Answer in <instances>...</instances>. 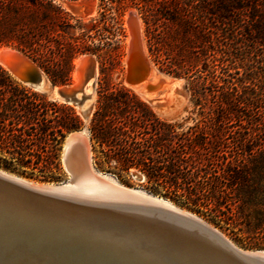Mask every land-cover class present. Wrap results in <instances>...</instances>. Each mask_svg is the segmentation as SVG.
Masks as SVG:
<instances>
[{"label":"trees","instance_id":"1","mask_svg":"<svg viewBox=\"0 0 264 264\" xmlns=\"http://www.w3.org/2000/svg\"><path fill=\"white\" fill-rule=\"evenodd\" d=\"M141 3L166 26L157 44L172 58L170 73L187 80L197 118L194 125L189 118L160 120L128 91L107 95L91 123L94 165L118 178L135 169L153 193L185 198L239 232L251 249L264 250V0ZM49 17L61 22L54 76L66 83L74 60L96 51L70 33L72 18L52 2L0 0V48L13 47L45 70ZM80 128L70 113L50 120L43 96L0 65L1 167L59 181L55 152Z\"/></svg>","mask_w":264,"mask_h":264},{"label":"bare ground","instance_id":"2","mask_svg":"<svg viewBox=\"0 0 264 264\" xmlns=\"http://www.w3.org/2000/svg\"><path fill=\"white\" fill-rule=\"evenodd\" d=\"M72 10L78 13V9ZM87 13V7L81 6L79 15ZM82 58L75 61V86L82 81ZM153 78L156 85L150 84ZM175 82L160 78L150 63L148 75L132 87L151 101L146 97L149 91ZM45 89L49 90L48 85ZM52 92L59 100L56 89ZM73 163L80 175L79 185L33 184L0 171L18 182L12 185L0 177V264H264V260L254 258V252L237 248L194 214L188 213L208 228L183 217L99 207L108 202L151 203L137 197L147 194L123 187L107 176L95 173L116 187L81 172L80 158L75 157Z\"/></svg>","mask_w":264,"mask_h":264},{"label":"rangeland","instance_id":"3","mask_svg":"<svg viewBox=\"0 0 264 264\" xmlns=\"http://www.w3.org/2000/svg\"><path fill=\"white\" fill-rule=\"evenodd\" d=\"M48 1L52 2L56 7H59L64 13L70 15L72 18L70 23L74 27V29L70 30V33L80 40L84 39V41L96 51L95 55H79L73 62V69L70 74H68L67 82L61 83L58 81L54 76V72L57 65L61 62V52L58 45V40L61 35L59 28L61 22L58 20L53 21L49 17L46 20L45 70H42L49 90H35L22 83L8 72L12 79L18 84L43 96V110L50 120L62 121L65 120L66 113L73 114L81 124V128L74 131H84L90 139L92 119L94 113L102 106L104 97L110 94L117 95L128 91L136 96L138 100L148 105L155 116L160 120H177L182 122L189 118L187 120V125H194V119L197 118V114L194 113V111L198 112V110H195L191 100V95L187 88V80L170 73V71H172V58L164 53L161 45L157 44V40L161 37L163 29L166 26H164L162 19L160 20L153 15L155 12H150L147 16L143 11L141 0H72L71 4L70 2H65L66 0ZM67 4H69V6H67ZM79 4L87 7V15H79L81 9ZM72 8L78 9V13L72 10ZM132 9L137 11L141 20L144 53L151 63V67L155 74L167 80L170 78H177L175 83L171 85L164 84L162 88L158 89L156 92L149 91L146 97L150 98L151 101L146 100L132 87L133 85H129L126 82L129 34L127 13ZM86 36L89 37V39H87ZM84 56H91L96 61L94 77L85 90V93L89 95V97L84 102L83 109L90 107L91 110L87 121H85L83 115H81L79 107L65 103L61 99L58 100L52 92L53 88L57 89L61 86L73 88L75 86L73 77L76 69L75 61ZM156 83L157 81H155V78L150 81L151 85H156ZM81 95L82 94L79 93L77 96L80 98ZM67 135L68 133L66 136ZM63 146L64 141L60 146V150L55 152L58 154L57 163L60 167V170L56 171L55 175L59 177V181H47L43 174L31 170L23 174L22 169L10 171L0 165V171L33 184H71L73 181L72 169L68 168L63 160ZM92 163L95 173L107 176L123 187L163 199L187 213L196 215L217 230L221 235L229 239L237 248L248 252H264V250L251 249L249 243L244 240L239 232L229 227L224 222L219 221V218L215 217L214 213L207 212L204 208L197 210L185 205V198H175L172 195L166 197L162 190L158 193H153L151 190L152 186L147 183L145 176L135 169H132L129 174L122 173L121 177L118 178L106 171H99L95 167L93 161Z\"/></svg>","mask_w":264,"mask_h":264},{"label":"water","instance_id":"4","mask_svg":"<svg viewBox=\"0 0 264 264\" xmlns=\"http://www.w3.org/2000/svg\"><path fill=\"white\" fill-rule=\"evenodd\" d=\"M127 24H128V52H127V74L126 82L129 85L139 84L149 73L150 62L144 53V45L142 40V26L141 20L138 16L137 11L130 10L127 13ZM82 58V57H81ZM0 62L7 67V71L17 78L22 83L30 86L31 88L43 91L47 85L45 76L42 69L28 56L18 51L13 47H1L0 48ZM96 70V61L91 56H84L81 59L80 73H82V81L79 86H74L69 88L68 86H61L53 88L52 91L56 89V95L64 101L75 107H79L81 115H83L85 121L88 120L89 114L91 113L90 107L83 109L84 102L89 97L85 93V87L87 86L90 79L94 77ZM165 76V75H164ZM170 78V77H168ZM172 81L177 80V78H170ZM43 83V86H42ZM81 93L79 98L77 95ZM63 160L66 166L72 169L73 181L72 185H79V177L77 170L74 167V158L78 157L81 160L80 170H84L89 174H92L99 182L103 184L115 186L113 183L107 182L101 177L97 176L93 169V157H92V146L89 137L84 131H72L68 133L64 140L63 146ZM0 177L5 181L16 185L14 180L10 177L0 173ZM18 183V182H17ZM30 188V184L24 183ZM116 187V186H115ZM121 190V188H119ZM35 190V189H34ZM136 194V193H134ZM137 197L141 200H148L151 204L146 206L144 204L123 203L117 204L113 202H108V204H102L99 207L109 208V209H123V210H139L151 213L161 214L170 218H186L192 222L198 223L203 227L208 228V225L198 218L189 215L188 213H183L177 210L176 207L169 205L166 202H162L154 196L150 195H138ZM262 251H256L253 254L256 260H264V253Z\"/></svg>","mask_w":264,"mask_h":264}]
</instances>
